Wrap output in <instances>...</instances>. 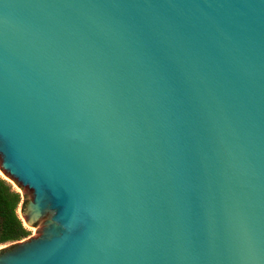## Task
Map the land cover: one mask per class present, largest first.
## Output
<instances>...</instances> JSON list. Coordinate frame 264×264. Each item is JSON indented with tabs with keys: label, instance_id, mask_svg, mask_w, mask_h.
Here are the masks:
<instances>
[{
	"label": "water",
	"instance_id": "95a60500",
	"mask_svg": "<svg viewBox=\"0 0 264 264\" xmlns=\"http://www.w3.org/2000/svg\"><path fill=\"white\" fill-rule=\"evenodd\" d=\"M0 172V264H264V0H0Z\"/></svg>",
	"mask_w": 264,
	"mask_h": 264
},
{
	"label": "trees",
	"instance_id": "16d2710c",
	"mask_svg": "<svg viewBox=\"0 0 264 264\" xmlns=\"http://www.w3.org/2000/svg\"><path fill=\"white\" fill-rule=\"evenodd\" d=\"M26 199L0 175V245H7L29 236L18 208L24 210Z\"/></svg>",
	"mask_w": 264,
	"mask_h": 264
},
{
	"label": "rangeland",
	"instance_id": "374dc122",
	"mask_svg": "<svg viewBox=\"0 0 264 264\" xmlns=\"http://www.w3.org/2000/svg\"><path fill=\"white\" fill-rule=\"evenodd\" d=\"M0 175L3 177V175L1 174V172H0ZM12 185H13V187L16 189V190H18L20 193H21V191L11 182V181H9ZM18 213H19V215L21 216V214H20V208H18ZM26 226V225H25ZM29 230H30V234H29V236L30 235H33V228L32 227H30V226H26ZM0 246H2V245H0Z\"/></svg>",
	"mask_w": 264,
	"mask_h": 264
}]
</instances>
